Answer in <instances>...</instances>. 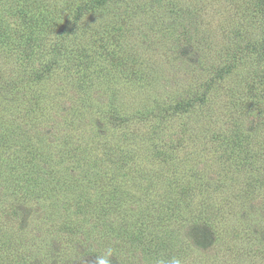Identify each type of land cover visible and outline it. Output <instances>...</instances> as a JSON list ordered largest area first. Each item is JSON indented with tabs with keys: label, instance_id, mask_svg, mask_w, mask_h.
<instances>
[{
	"label": "rangeland",
	"instance_id": "rangeland-1",
	"mask_svg": "<svg viewBox=\"0 0 264 264\" xmlns=\"http://www.w3.org/2000/svg\"><path fill=\"white\" fill-rule=\"evenodd\" d=\"M94 1L0 0L2 31L11 35L18 28L14 37L19 44L9 54H4L6 50L0 45V102L9 106L17 97L16 112L10 106L5 112L0 107L5 113L0 120V138L7 133L8 127L3 124L14 130V119L20 124L37 125L36 130H30L32 135L37 133L48 142L56 138L62 146L63 135L70 131L82 132L86 142L101 136L102 143H114L116 154L127 147L136 150L130 170L140 164V180L134 181L128 199L124 197L120 206L110 203L104 215L99 206L112 190L89 178L82 179L83 165L65 158L61 144L48 151L40 147L34 159L28 155L25 162L16 161L12 167L3 161L5 153H0V167L13 170L1 179L3 183L21 178L36 163L35 173L59 170L68 186L56 196L47 195L52 188L38 180L34 199L11 197L8 201L0 196V264H94L95 257L108 248L113 250L110 264H156L161 258L173 256L182 264H264V103L249 96L243 109L240 100L227 95V90L238 84L241 69L248 72L246 65L217 85L215 92L204 89L213 70L210 66L225 64L216 51L230 57L243 35L253 42L263 32L260 0H102L98 8L90 6ZM82 5L90 7L75 16ZM47 10L66 18L60 23L54 21L52 33ZM24 15L42 27H36L35 20L28 23ZM64 24L68 26L65 34L73 31L65 40V35L57 32ZM239 28L240 34L235 31ZM185 36L190 41L179 43ZM175 40L177 45L173 47ZM58 44L68 55L59 61L64 67L59 70L63 75L57 84L32 83L13 93L12 83L27 85L26 77L39 65L38 61L30 62L23 49L31 45L34 48H29L30 53L44 57ZM106 49L120 55L124 64L100 63L111 75L97 72L96 77L103 80L87 87L95 93L89 102L77 87V78L85 71L79 61L89 53L95 61ZM255 54L258 51L245 55V60H253ZM68 81L67 87L78 90L59 96L53 104H42L28 118L21 104L28 98L25 93L36 91L48 99ZM188 92L205 97L210 104L208 110L174 114L160 126L152 123L147 108L162 111L179 97H187ZM112 106L117 111L107 108ZM81 110L92 114L79 119L76 112ZM102 112L117 114L122 122L106 132L97 114ZM188 124L187 145L178 146L180 131ZM214 128L226 135L230 144L208 142ZM233 134L236 139H231ZM12 137L14 140L15 135ZM151 137L160 140L157 144L166 147L173 157L155 163L149 147ZM166 167L172 170L166 176L172 173L170 176L178 178L179 183H187L188 173V182L198 186L194 199L208 208V219L197 221L204 223L202 226L192 222L186 202L181 213L170 211L177 206L179 194L174 201L171 194L166 196L161 190L166 180L158 173ZM174 185L178 187V183ZM83 199L92 202L93 210L87 209ZM5 208L10 213L1 211ZM226 220L228 228H224Z\"/></svg>",
	"mask_w": 264,
	"mask_h": 264
},
{
	"label": "trees",
	"instance_id": "trees-1",
	"mask_svg": "<svg viewBox=\"0 0 264 264\" xmlns=\"http://www.w3.org/2000/svg\"><path fill=\"white\" fill-rule=\"evenodd\" d=\"M261 4V15L264 17V0H260ZM101 7L102 6V0H96L92 3V6ZM89 5H82L78 7L77 12L74 14L75 16H79L81 12H83V9L90 7ZM49 12L48 16H50V19L52 20L50 27V33L55 32L54 27V21H62L66 18H64L63 14L54 10H47ZM25 19L29 23L33 22L34 20L31 18H27L26 15ZM36 27H42L41 24H39L36 20ZM3 23L0 21V45L3 46V49L6 50L4 54H9L13 52L16 47L18 48L17 41L15 40L14 35L18 34V28H16L11 35H8L4 33L3 30ZM67 25L64 24V26H60L58 28V33H61L65 35V39H67V36L73 32L69 30L67 34H65V31L67 29ZM65 28V30H64ZM187 31V30H186ZM237 31L239 34L242 32V30L239 28ZM236 32V33H237ZM238 34V35H239ZM243 34V33H242ZM67 35V36H66ZM188 35V34H187ZM243 35L240 38V43L238 42L236 45H238L237 51L231 52L230 57L227 58L224 57V54H220V51H216V55L219 59L223 60L225 64L223 66L217 68L215 66L211 67L213 70L211 71V77L210 79L205 83L204 89L208 92L211 90H214V92L217 90L216 86L220 85L224 80L229 79L231 76L234 75L235 71L238 73L240 66H245V68L248 70V72L245 74L242 72L243 68L241 69V72L238 73L240 80L238 81V84H234L232 89L227 90V95H234V98L240 100V107L245 109V99L246 97H255V99L262 103H264V30L261 33L260 36L257 37V40H254L253 42H249L250 38H244ZM179 39V38H178ZM177 39V40H178ZM187 39V41L190 39L185 36L181 39H179V43L183 40ZM244 43L243 46L241 44ZM247 43V44H246ZM177 45V41L175 40V43L172 42V46L175 47ZM29 48L33 49L34 47L31 45H27V48L23 49V53L26 56L27 59H29L30 62L35 63L36 61L39 62V65L37 68H35L32 72L28 74L26 77L27 85L24 84L19 85L12 83L13 86V93L16 92L17 89L23 88L27 89V87H31L32 83H46L50 86L53 84H57L56 80L61 77L63 74L59 72V70L64 67V65L60 64V59L63 57V55H68L67 51H64L63 48H60L59 44L57 46H53L50 48V51L48 54L44 57H38L37 54H33L29 52ZM229 49V48H228ZM230 51V50H229ZM242 51V52H240ZM258 51V54H255L253 56V60H245V55L254 54ZM50 53V54H49ZM99 55V56H98ZM96 57L99 59H96L95 61L92 59L93 56L89 53L84 59V61H79V63L82 65L83 68H85V71L80 75L79 78H77V87L79 89L80 96H83L84 98L90 102L93 101V95L95 94L93 91H90L87 89V87L90 84L95 83L98 79L103 80L101 76H97V72L102 73L103 75L110 76L111 71L105 70L104 64H109L110 66L112 64H115L119 66L120 64L123 65L124 62L121 61L120 55L111 52L110 50H105L103 52H99ZM82 56V55H81ZM90 57V58H87ZM221 57V58H220ZM223 57V58H222ZM102 62H105L104 64H100ZM91 71H86V70ZM245 69V70H246ZM94 70V71H93ZM72 77V76H71ZM105 77V78H106ZM90 81V82H88ZM26 83V82H25ZM234 83V82H233ZM69 84V81L60 89L58 94H54L52 97H49L48 99H45V96H42L38 94L36 91H34L32 94L25 93L28 98L24 102H22V105H25V110L27 111L26 114H29L28 118L37 110L42 107V104H53L55 101L60 100L59 96L68 95L70 92H73L78 89L69 88L67 85ZM74 86V82L72 83ZM48 86V87H50ZM45 87H42L43 89ZM117 93V91L114 92V95ZM54 98V99H52ZM70 98V97H68ZM93 98V99H92ZM17 97L13 100V102L10 103V108L12 111L16 112V105L17 103ZM97 99V98H96ZM54 101V102H53ZM19 103V98H18ZM111 104V103H110ZM206 105V106H205ZM4 105L2 102H0L1 111L5 112V110L9 107ZM109 106V105H108ZM210 104H207V101L205 97H200L198 94L194 93L193 95L188 92L187 97H179L171 106L168 108L165 107L164 110L159 111L158 108L156 110V107H149L147 108L146 114L148 117H151L152 123L156 122L157 126L162 125V123L165 122L166 119H168L171 115H178V114H184L188 113L189 111H203L205 108L208 110ZM109 109L117 111L115 108L107 107ZM9 109V111L11 110ZM243 109H235V111L243 110ZM44 110V109H42ZM107 110V109H106ZM156 110V111H155ZM11 111V112H12ZM5 113L0 112V120H3V115ZM25 114V116H26ZM92 113L86 112V111H80L76 112V115L79 119H83V117L86 115H89ZM100 114L99 120L103 121L105 123L106 132L112 131V129L116 126H118V121L122 122V118H119L117 114H113L111 112L105 113H97ZM230 114V112H229ZM7 115V114H6ZM11 117L10 115H7ZM85 116V117H86ZM17 119H14L13 123H15L14 130H8V128H11L9 124H3L2 126L8 127L6 129V134L0 138V153H5V156L3 158V161L8 166L16 165V161L21 163L25 162V158L28 155H32L33 159L34 156L38 155V149L41 147L42 150L48 151L50 147L57 146L58 144H61L58 142L59 140L55 139V142H48L44 137H41V135L37 136L32 135L30 133V130H36V127H33L30 122L20 124ZM3 122V121H2ZM1 122V123H2ZM12 121L6 122L10 123ZM4 123V122H3ZM1 125V124H0ZM239 125L236 127V130L238 129ZM189 128V124L186 125V128H182L180 131V134L178 136V146H184L187 145V133ZM79 131H70L68 133H65L63 135L64 142L63 146L61 144L60 151L63 153L65 158H68L70 161H77L80 164L83 165V177L82 179L89 178L92 181L99 182L100 185L105 184V188L112 190V195L108 197L105 195L103 198V203L99 206L100 213L106 215L108 213V205L110 203H116L120 206L122 201L124 200V197L128 199L131 196V186H133L134 181L140 180V176H138L137 171L140 169V164L136 165L133 169L130 170L132 160L134 162L135 160V149L133 148H124L123 151H121L119 154L117 153V150L112 147V144L114 143L111 140L106 141L105 143H102L101 136L98 139H93L92 142H86L84 141L83 137L84 135H81L82 132ZM238 133L240 130L237 131ZM189 134V133H188ZM13 135H15L13 140ZM36 138L39 140L37 143ZM4 139V141H2ZM231 139H236L235 134L232 135ZM152 141V144L149 145L151 148V151L154 156V162L160 163L159 159H165L168 161L169 157H173L170 152L167 150L166 147L161 146L160 144H157L160 140H155L154 138H150ZM213 140L217 142H222V144H230V141L226 135L220 134L219 131H216V129H211L210 136H207V141L211 142ZM2 149L7 152H1ZM182 149V148H180ZM1 156V154H0ZM64 160V159H63ZM132 162V164H133ZM31 163V160H30ZM136 164V162H135ZM36 163L32 165V167L25 171V174L21 178L14 177V179L10 180V184H8V180H4L5 182H2V178H5L9 173L13 172L11 167H7V170H5L6 167L1 168L0 167V196L8 198V201L11 200V197H13L15 200L20 199V197L34 199V188L36 187V184L38 183V180H42L45 183V187H51L52 189L50 192L47 193V195L50 193V195L56 196L59 194V192L65 191L64 187L67 186V179H64V175L60 174L59 170H56L52 172V174H37L34 170L36 168ZM128 170H125L127 169ZM88 171V172H87ZM171 168L166 167L162 168L158 175H161L166 180V184L162 186L161 190H164V193L166 196L169 194L172 195V199L175 201L176 195L179 194L177 197V200L175 201L177 206H174L171 208L170 211H175L176 213H181V207L183 203L186 202V205L190 211L192 222L197 221H204V219L207 218V209L206 206H202L204 202L196 201L194 199L195 194L194 191L198 188V186L188 182L190 177L188 176V173L186 174L185 182L182 183V181L179 183L178 178H172L170 175H167V172H171ZM87 172V173H86ZM85 174V175H84ZM88 174V175H86ZM146 173L143 177H147ZM143 175V174H142ZM19 178V179H18ZM6 179V178H5ZM26 179V180H25ZM22 180H25L24 183H22ZM16 182L13 185V182ZM178 183V187H176L174 184ZM108 184V186L106 185ZM33 186L32 190L30 189V186ZM68 187V186H67ZM27 188V190H26ZM22 189L23 192H20ZM178 190V191H177ZM168 193V194H167ZM164 195V194H163ZM82 202H84L87 209H92L95 207L93 206L92 202L90 200L83 199ZM90 202V203H87ZM191 207H196L197 209H193ZM210 207V205H208ZM5 214L10 213V210L5 208L1 210ZM199 212L198 214H196ZM13 214V213H12ZM205 214V215H203ZM204 223H198L197 226H202ZM229 225L226 220V224L224 225V228H228ZM73 231V229H71ZM187 254L186 250H183ZM187 255H190V252H188Z\"/></svg>",
	"mask_w": 264,
	"mask_h": 264
},
{
	"label": "clouds",
	"instance_id": "clouds-1",
	"mask_svg": "<svg viewBox=\"0 0 264 264\" xmlns=\"http://www.w3.org/2000/svg\"><path fill=\"white\" fill-rule=\"evenodd\" d=\"M113 257V250L111 248L106 249L101 255H97L94 260V264H110V258ZM156 264H182L180 258L173 256L168 259H159Z\"/></svg>",
	"mask_w": 264,
	"mask_h": 264
}]
</instances>
